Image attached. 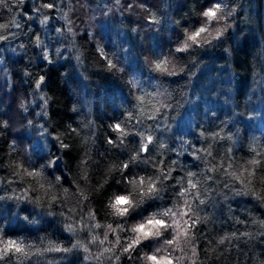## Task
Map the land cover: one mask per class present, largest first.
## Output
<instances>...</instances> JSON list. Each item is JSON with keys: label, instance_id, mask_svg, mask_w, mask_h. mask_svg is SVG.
<instances>
[{"label": "trees", "instance_id": "1", "mask_svg": "<svg viewBox=\"0 0 264 264\" xmlns=\"http://www.w3.org/2000/svg\"><path fill=\"white\" fill-rule=\"evenodd\" d=\"M0 24V241L28 253L0 264H264V0H4Z\"/></svg>", "mask_w": 264, "mask_h": 264}, {"label": "snow or ice", "instance_id": "2", "mask_svg": "<svg viewBox=\"0 0 264 264\" xmlns=\"http://www.w3.org/2000/svg\"><path fill=\"white\" fill-rule=\"evenodd\" d=\"M3 2H4V0H0V3H3ZM21 2H22V0H21ZM53 6L54 5L51 4V3L46 5L47 8H53ZM220 11H221V3L217 2L215 4L214 8L208 9L207 11H205L203 13V15L208 18L209 22H211V21L217 19V14ZM46 20H47V16H45L44 21H41V23H44ZM6 27H7V25L0 24V29H4ZM206 31H207L206 27H201L197 31H195L194 33L189 35L188 36V40L192 41L193 43H196L198 38L201 37V34L205 33ZM3 39H5V37L0 35V40H3ZM205 42H207L206 39H205ZM188 47H189V44L187 42H185L184 46L182 48H178L177 51L178 52H183V51L187 50ZM164 63H166V62H164ZM156 68L157 69H161V70H166V69L163 68V65L160 64V63L156 64ZM39 86L40 85L37 84V87H39ZM115 129L117 131L121 132L122 135L125 134L124 130L121 129L119 124L115 125ZM151 139H152L151 137L147 138V142L144 145L145 150L148 149V144L151 142ZM209 155H211V153H209ZM250 163L258 164L259 162L256 161V160H253ZM124 167L127 168L128 165L125 164ZM215 170L216 169H211V171H215ZM29 174L30 175H37V176L39 175V173H29ZM161 175L165 176V178H167V176L163 172H161ZM189 175L191 176V175H194V174L193 173H189ZM57 179H59V178H57ZM237 179H239V177H237ZM133 183L136 184L137 187H141V186L145 185V180H144V178H140V180L138 182L133 181ZM190 184H191V188H193V189H195L197 187V184H195V183H191L190 182ZM147 185H148V187L146 189V192L144 190L142 192V195L149 196L152 193L157 192V185H156L155 182H149ZM65 191H67V189H65ZM187 191L188 190L185 189V192H187ZM181 195H184V193H181ZM258 198H260L261 200H264V196H260ZM132 203H133L132 200L128 196H119L112 203L111 207L113 209H115V211H116V213L118 215L123 216V215L128 213L129 207L132 205ZM200 203H203V201H200ZM190 210H191V205H187V210L181 211L179 213L172 211V209H169L167 211H164L161 214L164 217H168L170 215L172 217H176L177 215H179L181 219L183 217H185V216L189 217V219L191 220L190 224L188 223V220H184L183 224H181V220L180 219H177V220L173 221V223L176 225L177 229L179 230L177 232V237H179L180 235L188 236L189 231L195 228L196 224L198 223V221L200 219L199 217H196L195 219H192V217L189 216ZM171 226L172 225H170L168 222H166L163 219H156L154 217L150 218L145 223H142V224L138 225L134 229V231L137 232L139 235L133 241V245L140 243L141 240L139 239V237H141V236H143V237L153 236L154 233H158L159 232L158 229L169 228ZM95 227H100V225L97 224V225H95ZM153 229H157V231L153 232ZM66 230L68 232H70V233H72L74 231L73 230V226L71 224L67 225ZM95 239H96V237H93V240H95ZM167 242L169 244H171V243L178 242V241L177 240H169ZM78 246H79V241H77V243H74L72 245V248H76ZM28 247L30 248L31 246L29 245ZM131 247H132V245H130L129 248H125L124 251L125 252L129 251V249ZM46 250L47 251H65V252H68V251H71L72 249L71 248H63V249H61L59 247L51 246V247L47 248ZM84 250L88 251L87 248H85ZM105 251H111V249H106ZM9 253L21 254L23 256H27V254H28L26 252L25 246L22 243H17V241H15V240H9V241L3 242V247L0 248V259H3ZM108 259H111V257H108ZM117 259H119V257H117ZM149 259L154 261V264H172V262L170 260L162 261V260L157 259L156 256L149 257Z\"/></svg>", "mask_w": 264, "mask_h": 264}, {"label": "clouds", "instance_id": "3", "mask_svg": "<svg viewBox=\"0 0 264 264\" xmlns=\"http://www.w3.org/2000/svg\"><path fill=\"white\" fill-rule=\"evenodd\" d=\"M147 187H148V185L145 184V188H144L145 192H146ZM118 197H119V196H118ZM116 198H117V197H116ZM134 229H135V228H134ZM134 229H133V231H134ZM160 234H161L160 232H158V233H154L155 236H159ZM147 238H148V237H143V236L139 237L140 240H144V239H147ZM0 243H3V241H0ZM16 258L19 259V257H16ZM3 259H4V258H3ZM3 259H0V260H3ZM145 259H148V257L146 256ZM181 259H182V258H181Z\"/></svg>", "mask_w": 264, "mask_h": 264}, {"label": "rangeland", "instance_id": "4", "mask_svg": "<svg viewBox=\"0 0 264 264\" xmlns=\"http://www.w3.org/2000/svg\"><path fill=\"white\" fill-rule=\"evenodd\" d=\"M148 82H150V84H152V82L150 80H147Z\"/></svg>", "mask_w": 264, "mask_h": 264}]
</instances>
